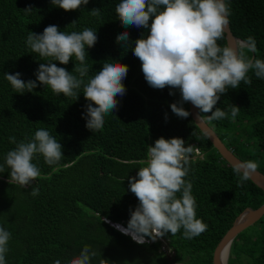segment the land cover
Returning a JSON list of instances; mask_svg holds the SVG:
<instances>
[{
    "label": "trees",
    "instance_id": "16d2710c",
    "mask_svg": "<svg viewBox=\"0 0 264 264\" xmlns=\"http://www.w3.org/2000/svg\"><path fill=\"white\" fill-rule=\"evenodd\" d=\"M223 5L252 61L198 112L264 175V0ZM227 55L213 0H0V264H212L264 203L188 111ZM253 226L228 264H264Z\"/></svg>",
    "mask_w": 264,
    "mask_h": 264
},
{
    "label": "water",
    "instance_id": "95a60500",
    "mask_svg": "<svg viewBox=\"0 0 264 264\" xmlns=\"http://www.w3.org/2000/svg\"><path fill=\"white\" fill-rule=\"evenodd\" d=\"M224 0H213L214 14L217 20V25L219 30L225 35L226 47H227V66L225 73L221 78L215 82L201 88L195 92L192 96L188 97V111L194 125L198 130L207 137L208 141L211 143L212 147L220 155L232 169L241 173L244 177L250 180L253 185L259 188L264 193V175L252 166L246 164L237 158L230 149L226 148L221 142L217 134L204 122V120L199 115L200 106L212 95L221 90L226 86L232 79L243 74L247 68L250 66L251 61L247 64L245 69L240 73H237L238 68V49L239 47H249L244 41L235 38L229 29L227 17L224 11ZM264 215V203L256 208H245L233 221L230 228L226 231L223 237L220 239L219 243L215 247L212 253V264H227V260H223L222 254L225 250H229L234 239L245 231L247 228L251 227L257 223ZM127 235L131 236L138 241L144 242V238L136 236L133 232L125 230ZM230 251V250H229ZM171 264H183L175 263Z\"/></svg>",
    "mask_w": 264,
    "mask_h": 264
},
{
    "label": "rangeland",
    "instance_id": "374dc122",
    "mask_svg": "<svg viewBox=\"0 0 264 264\" xmlns=\"http://www.w3.org/2000/svg\"><path fill=\"white\" fill-rule=\"evenodd\" d=\"M151 169H147L145 171H142L141 172V175L143 176H146V177H150L151 176ZM146 191H147V196H149V191H148V187L146 186L145 187ZM115 227V226H114ZM255 228V226H251L249 228H247L245 231H243V235H248V234H251L253 229ZM119 229V228H118ZM155 230V231H154ZM152 234L155 236V239L154 240H158V241H161L163 243V245L165 246V243L164 241L160 238L159 236V232L157 231V227L155 225H153V229H152ZM157 234V235H156ZM242 235V234H241ZM256 237V236H255ZM229 258V256H228ZM238 257L237 255H235V253H232L230 255V260H229V264H238V261H237ZM227 264H228V260H227Z\"/></svg>",
    "mask_w": 264,
    "mask_h": 264
},
{
    "label": "clouds",
    "instance_id": "9594fccd",
    "mask_svg": "<svg viewBox=\"0 0 264 264\" xmlns=\"http://www.w3.org/2000/svg\"><path fill=\"white\" fill-rule=\"evenodd\" d=\"M118 225H115V228L118 230V231H120L122 234H126V232L124 231V229H122L121 228V226H120V229H118V227H117ZM155 231V230H154ZM158 231V230H157ZM159 232V231H158ZM127 235V234H126ZM157 235V234H156ZM134 241H136L137 243H142L141 241H138V239H134V238H132Z\"/></svg>",
    "mask_w": 264,
    "mask_h": 264
},
{
    "label": "bare ground",
    "instance_id": "6f19581e",
    "mask_svg": "<svg viewBox=\"0 0 264 264\" xmlns=\"http://www.w3.org/2000/svg\"><path fill=\"white\" fill-rule=\"evenodd\" d=\"M119 229H120V226H117ZM122 229H124L123 227H121ZM126 230V229H125ZM230 250V249H229ZM229 250L227 251V250H225L224 252H223V254H222V256H223V258H225V259H223V260H227V257L229 256Z\"/></svg>",
    "mask_w": 264,
    "mask_h": 264
},
{
    "label": "built area",
    "instance_id": "2783aa9c",
    "mask_svg": "<svg viewBox=\"0 0 264 264\" xmlns=\"http://www.w3.org/2000/svg\"><path fill=\"white\" fill-rule=\"evenodd\" d=\"M156 226V225H155ZM158 230V229H157Z\"/></svg>",
    "mask_w": 264,
    "mask_h": 264
},
{
    "label": "flooded vegetation",
    "instance_id": "af4514ba",
    "mask_svg": "<svg viewBox=\"0 0 264 264\" xmlns=\"http://www.w3.org/2000/svg\"><path fill=\"white\" fill-rule=\"evenodd\" d=\"M171 263H172V262H171ZM171 263H170V264H171Z\"/></svg>",
    "mask_w": 264,
    "mask_h": 264
}]
</instances>
